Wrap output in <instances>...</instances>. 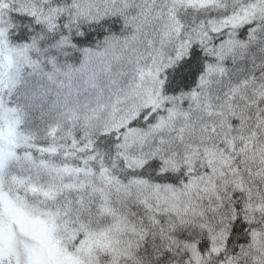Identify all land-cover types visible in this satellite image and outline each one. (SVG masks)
<instances>
[{
    "label": "snow or ice",
    "instance_id": "6c2138e0",
    "mask_svg": "<svg viewBox=\"0 0 264 264\" xmlns=\"http://www.w3.org/2000/svg\"><path fill=\"white\" fill-rule=\"evenodd\" d=\"M0 264H264V0H0Z\"/></svg>",
    "mask_w": 264,
    "mask_h": 264
}]
</instances>
